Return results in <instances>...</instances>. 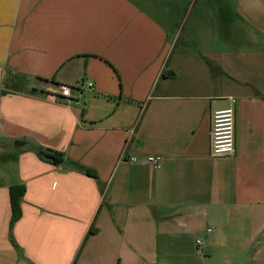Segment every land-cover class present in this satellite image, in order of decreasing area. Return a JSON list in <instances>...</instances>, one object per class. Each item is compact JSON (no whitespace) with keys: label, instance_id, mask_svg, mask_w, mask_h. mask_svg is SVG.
Listing matches in <instances>:
<instances>
[{"label":"crops","instance_id":"crops-1","mask_svg":"<svg viewBox=\"0 0 264 264\" xmlns=\"http://www.w3.org/2000/svg\"><path fill=\"white\" fill-rule=\"evenodd\" d=\"M184 14L174 31L136 0H0V90L27 79L0 94V141L94 174L22 150L0 181V264H264V0ZM230 97L235 152L212 157ZM147 155L162 166L126 161Z\"/></svg>","mask_w":264,"mask_h":264},{"label":"built area","instance_id":"built-area-1","mask_svg":"<svg viewBox=\"0 0 264 264\" xmlns=\"http://www.w3.org/2000/svg\"><path fill=\"white\" fill-rule=\"evenodd\" d=\"M81 87L93 89L91 83L83 84ZM52 97H70L71 87L66 84H59L54 91L50 92ZM236 99L229 98V105L216 109L211 115V125L209 131L210 140V156L221 157L231 155L235 152L234 146V123H235V105ZM131 163L143 162L151 165L154 169H159L162 166L163 158L159 155H147L142 160L137 157H129L126 159ZM211 228H207L209 233ZM196 244H202V240L197 239Z\"/></svg>","mask_w":264,"mask_h":264},{"label":"trees","instance_id":"trees-1","mask_svg":"<svg viewBox=\"0 0 264 264\" xmlns=\"http://www.w3.org/2000/svg\"><path fill=\"white\" fill-rule=\"evenodd\" d=\"M9 80L7 83H4V89L16 90L19 86L26 85L27 79L25 76L18 74L17 72H9ZM40 79V78H36ZM58 86V85H57ZM1 89L0 94L5 93L6 90ZM29 92L34 93L35 88H29ZM7 144V143H5ZM10 150L3 156L4 162H8L11 160H16L19 153L24 150H32L34 151L38 157L51 162L54 165H58L60 163H66L68 165H72L76 169L84 172L87 175H94L93 171L90 168L84 167L82 165L76 164L70 160L64 159V156L61 152L54 151L48 148H43L40 145H37L33 142L26 140H14L7 144ZM24 189L20 186L11 185L9 187V200H10V219H9V229H11L13 223L20 216V199L23 195ZM94 233V230H89L88 234ZM12 241V239H11ZM13 242V241H12Z\"/></svg>","mask_w":264,"mask_h":264},{"label":"rangeland","instance_id":"rangeland-1","mask_svg":"<svg viewBox=\"0 0 264 264\" xmlns=\"http://www.w3.org/2000/svg\"><path fill=\"white\" fill-rule=\"evenodd\" d=\"M144 6L161 24L169 26L175 31L177 22H181L185 17L184 8L188 7L191 0H136ZM8 76L6 75V79ZM8 144V143H7ZM0 141V165L3 164L5 173L0 177V181H12L16 176V160L4 162L3 156L10 150L8 145Z\"/></svg>","mask_w":264,"mask_h":264}]
</instances>
